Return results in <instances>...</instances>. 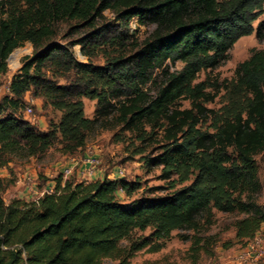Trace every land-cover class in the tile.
<instances>
[{
	"label": "trees",
	"instance_id": "1",
	"mask_svg": "<svg viewBox=\"0 0 264 264\" xmlns=\"http://www.w3.org/2000/svg\"><path fill=\"white\" fill-rule=\"evenodd\" d=\"M106 11L114 24L100 23ZM263 14L264 0H0V74L7 73L14 50L26 43L33 48L0 99V170L13 156L39 158L55 146L74 153L114 110L125 130L141 136L149 130L147 139L161 134L160 153L147 163L162 167L165 179L194 171L189 184L165 197L125 205L117 200L127 188L122 180H63L62 174L52 193L36 200L5 204L0 195V264H132L138 252H160V241L173 233L189 242V264H199L219 241L209 234L213 210L242 216L232 223L234 244L245 247L258 235L264 228V206L256 201V157L264 163V50H253L237 66L232 87L197 80L222 65ZM132 20L154 30L126 56L121 52L132 37ZM61 23L89 29L75 41L88 61L105 47L120 53L101 67L77 61L69 48L51 42ZM255 32L264 40V20ZM168 63L181 68L171 72ZM54 70L72 73L73 81L54 83L45 72ZM157 71L163 80L150 96ZM223 90L242 95L243 103L233 105L214 132L201 130L213 114L205 104ZM29 93L63 112L57 126L36 131L18 115ZM82 98L97 101L94 120L83 116ZM183 99L189 108L178 107ZM148 229L147 236L137 235Z\"/></svg>",
	"mask_w": 264,
	"mask_h": 264
},
{
	"label": "rangeland",
	"instance_id": "2",
	"mask_svg": "<svg viewBox=\"0 0 264 264\" xmlns=\"http://www.w3.org/2000/svg\"><path fill=\"white\" fill-rule=\"evenodd\" d=\"M264 20V14L254 23V32L246 37L239 39L229 51L228 59L213 71L202 72L198 75L197 82L209 80L210 83L225 84L233 86L235 83V71L237 66L249 58L253 50H264V40H259L256 36V28L259 22ZM100 23L114 24V15L109 11L103 13ZM154 30L153 26H139L135 20H132L128 26V34L132 35L129 40L128 48L121 53L126 56L132 55L134 47L138 46ZM89 31L87 27L77 25L76 23H61L58 25L57 34L51 40L69 48L74 58L82 63L89 62L94 67H101L107 59L120 53L116 46L105 47L98 51L91 58L84 57L80 53V46L75 41ZM33 48L29 43L13 51L8 58V70L5 74H0V99L3 93L8 94L6 89L9 82L18 70L21 68L25 58L31 57ZM171 72L179 70L181 64L172 66L168 63ZM47 78H50L58 85L68 84L73 81V74H62L58 71H45ZM155 82L147 87L150 96H154L157 87L162 83L163 77L158 71L154 73ZM212 93V91H211ZM29 96L35 100L33 114L27 116L24 112L25 105L19 110L18 115L29 121L36 131L45 132L51 127L57 126L63 116V112L54 108L48 103L44 96ZM24 96V104H25ZM242 95L234 96L230 91L223 90L212 102L206 103L205 107L213 110V114L206 120H203L199 128L203 131L212 133L218 124L229 115L230 111L241 105L244 101ZM83 116L88 120H94L97 101L90 98H82ZM178 107L182 109L189 108V102L181 100ZM112 110L111 114L99 120L94 129L88 134L83 148L74 153L64 155L59 146L52 147L48 152L39 158H25L21 155L13 156L6 164L5 168L0 170V195L5 204H10L13 200L24 199L33 200L40 196V191L48 181L53 182L65 168L71 164L72 160L81 162L84 158H94L96 176L98 179L107 178L110 180H122L127 184L125 190H119L117 200L125 205L135 199L142 197L160 198L171 194L173 191L189 184L193 177V168L185 172H171L169 179H165L162 167H153L148 165V160L160 153V136L147 139L149 130H146L144 136L131 131H127L122 125L118 124L117 114ZM258 165V181L261 186V192L256 197L258 205L264 206V163L261 156L256 157ZM29 178L26 179V177ZM25 177V179H24ZM67 178L73 180H82L74 174ZM64 180V178H63ZM39 191L34 193L33 190ZM216 219V225L211 228L209 234H217L218 242L212 248V255L201 254L199 264H223L232 254L240 251L243 246L234 244L235 231L232 223L242 216H229L213 210ZM150 229L137 235L147 236ZM173 233L169 239L161 240L162 249L158 253H147L141 251L132 258V264H189L187 259V250L189 242H183ZM258 236L264 245V228L261 229ZM226 242H231L232 247L224 249L222 247ZM105 264H108L107 262ZM264 264V259L259 263Z\"/></svg>",
	"mask_w": 264,
	"mask_h": 264
},
{
	"label": "built area",
	"instance_id": "3",
	"mask_svg": "<svg viewBox=\"0 0 264 264\" xmlns=\"http://www.w3.org/2000/svg\"><path fill=\"white\" fill-rule=\"evenodd\" d=\"M34 106H35V100L28 95L25 98V109H24V112L27 116H31L33 114ZM96 163L97 161L94 158H84V160L81 162H75L74 160H72L71 164H73V166H68L61 174L65 179L69 175L74 174L75 171L77 177L82 179L80 181H87L88 179L96 175V171H95ZM80 165H84L87 168L78 169ZM26 179L29 180L28 177H26ZM52 191H53V187L42 192V194L39 197H41L44 193H52ZM263 258H264V245L262 244L260 237L256 235L250 242H248V244L245 247L240 249V251L235 257V260L237 261L238 264H259Z\"/></svg>",
	"mask_w": 264,
	"mask_h": 264
},
{
	"label": "crops",
	"instance_id": "4",
	"mask_svg": "<svg viewBox=\"0 0 264 264\" xmlns=\"http://www.w3.org/2000/svg\"><path fill=\"white\" fill-rule=\"evenodd\" d=\"M6 92H9V91H8V88L6 89ZM4 95H6V94L3 93V96H4ZM68 166H73V164H69ZM83 168H87V167L84 166V165H80L78 169H83ZM76 176H77V174H76ZM25 177H26V176H25ZM25 177H24V179H25ZM97 177H98V176L95 175L94 177L88 179L87 181H92V180L98 179ZM79 181H80V180H79ZM53 186H54V182L48 181V182L46 183V185L44 186V188L40 191V195L42 194V192H44L45 190H47V189H49V188H51V187H53ZM33 192L36 194V193H38L39 191H36V190L34 189ZM38 197H39V196H38ZM38 197H36V199H37ZM29 200H30V199H29ZM29 200H27V201H29ZM33 200H35V198H34ZM238 252H239V251H238ZM238 252L235 253V254L230 255V256L228 257V259L225 261V263H223V264H238L237 261L235 260V257H236V255L238 254ZM263 259H264V258H263ZM263 259H262V260H263ZM262 260H261V261H262ZM261 261H260V262H261Z\"/></svg>",
	"mask_w": 264,
	"mask_h": 264
},
{
	"label": "water",
	"instance_id": "5",
	"mask_svg": "<svg viewBox=\"0 0 264 264\" xmlns=\"http://www.w3.org/2000/svg\"><path fill=\"white\" fill-rule=\"evenodd\" d=\"M11 56V55H10ZM10 56H9V58H10Z\"/></svg>",
	"mask_w": 264,
	"mask_h": 264
}]
</instances>
